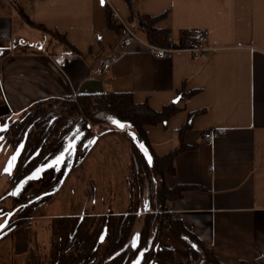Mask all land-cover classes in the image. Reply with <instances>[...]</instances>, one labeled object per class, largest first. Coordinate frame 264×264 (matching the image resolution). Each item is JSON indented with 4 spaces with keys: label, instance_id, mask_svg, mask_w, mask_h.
Returning a JSON list of instances; mask_svg holds the SVG:
<instances>
[{
    "label": "crops",
    "instance_id": "obj_1",
    "mask_svg": "<svg viewBox=\"0 0 264 264\" xmlns=\"http://www.w3.org/2000/svg\"><path fill=\"white\" fill-rule=\"evenodd\" d=\"M102 1L19 0L17 5L8 1L7 11L0 12L4 100L0 116L19 113L38 99L104 91L130 92L135 102H146L157 111L175 104L177 110L165 123L144 126L156 155L167 154L181 143L189 146L174 156V171L164 175V182L168 187H196L170 200L168 215L211 248L221 264H264V0L134 3L137 11L151 16L165 12L157 27L167 29L176 39L183 31L204 33L211 50L202 59H193L185 51L155 57L127 22L124 0ZM106 5L120 28L106 25ZM16 6L47 31L22 22L21 31L27 25L39 35L26 41L27 32L16 34L15 18L20 17ZM48 30L64 34L76 53L56 46L49 54ZM35 39L40 43L35 45ZM190 114V126L179 136L177 131ZM217 127L225 132L212 143L204 142V133ZM125 129L130 138L121 131L97 130L89 153L75 167L83 168L94 187L91 209L82 214L126 211L128 189L113 198L116 209L111 208L110 184L119 164L107 151L120 138L128 141L127 150H131L129 133L135 131ZM156 241L173 251V264H188V244L166 224Z\"/></svg>",
    "mask_w": 264,
    "mask_h": 264
},
{
    "label": "trees",
    "instance_id": "obj_2",
    "mask_svg": "<svg viewBox=\"0 0 264 264\" xmlns=\"http://www.w3.org/2000/svg\"><path fill=\"white\" fill-rule=\"evenodd\" d=\"M136 1L124 0L128 8L127 22L131 28L140 32L147 43L169 46V31L157 27V22L165 16V12L156 16L141 13L135 8ZM16 9L24 23L47 31L44 26L33 22L20 6H16ZM105 13L108 27H121L112 19L107 5ZM48 31L49 54L54 53L56 46H63L69 52L76 53L64 34ZM186 33H180L175 45L184 46ZM2 104L4 100L0 89V105ZM176 110L173 103L157 111L146 102H135L130 92L104 91L79 93L73 97L38 99L19 111L16 119H11L9 114L0 116V124L5 125L0 131L2 143L13 151L20 148L13 171L8 175L10 185L13 188L19 186L17 192L10 195V204L15 210L14 218L25 219L31 216L51 199L64 175L71 173L87 156L94 144L92 141L97 130L121 131L129 137L125 128H131L145 143L152 157L150 164L133 143L126 211L121 214H82L51 218L47 225L50 231L48 259L34 264H123L127 260V245L138 219H141V225L135 250L144 249L138 264H173V251L156 241L164 224L172 234L188 244V264H221L211 248L191 235L178 221L171 219L166 210L170 200L177 199L187 189L196 187H168L164 182V175L174 171V156L189 146L181 143L167 154L156 155L145 137L144 126L165 123ZM191 116L193 114L177 131L179 136L190 126ZM113 121H119V124ZM147 192L149 209L146 213H141V204ZM20 224L17 221L13 231Z\"/></svg>",
    "mask_w": 264,
    "mask_h": 264
},
{
    "label": "rangeland",
    "instance_id": "obj_3",
    "mask_svg": "<svg viewBox=\"0 0 264 264\" xmlns=\"http://www.w3.org/2000/svg\"><path fill=\"white\" fill-rule=\"evenodd\" d=\"M8 1L11 4H16V1L19 2V0H5L4 4H1L0 0V5H2L0 7V12L7 11ZM22 22L23 20L20 17L17 19L15 18L14 31L16 34L20 31V33L24 35L25 32H27L28 38H24L26 41H31L33 37L39 35L38 31L31 29L27 25H24L23 28L25 29L21 31L19 25L22 24ZM138 36L140 38L143 37L140 32H138ZM34 41L35 45L40 43L38 39ZM25 46H27V44H25ZM17 117L18 113H10L11 119H16ZM3 126L5 125L0 126V129H3ZM118 142L116 144L113 143L110 149L107 147V151H109L111 155L110 158H112L114 163L119 164L110 184L112 210L116 209L113 198L123 196V192H126L128 189L125 179L129 177V175H127L129 169L127 161L129 157L130 163L131 150H127L129 146H127L128 141L125 139L120 138ZM126 151H128L129 156L125 153ZM13 154L14 151L10 147H6L0 139V231L2 227L7 224V219L11 214L10 195L13 187L8 181L9 176L5 173V168L8 160ZM107 163L109 164L108 160ZM80 171H82V175ZM88 181L83 168L74 169L71 173H66L51 199L38 210L34 211L31 216L25 218L23 223L17 226L19 228L14 231L12 230L11 234L6 235L0 240V264H34V262H46L48 259L50 242V231L47 228L48 223L53 217L71 216L74 215V213L82 215V213L91 209L94 187L92 183ZM7 190L8 192H6ZM125 199H128V196H125ZM140 225L141 219H138L133 231H137ZM0 236H2V233H0ZM19 250L23 251L20 252ZM143 250L144 249L135 250L129 243L127 245V260L123 264H138L143 256ZM200 262H202V259Z\"/></svg>",
    "mask_w": 264,
    "mask_h": 264
},
{
    "label": "built area",
    "instance_id": "obj_4",
    "mask_svg": "<svg viewBox=\"0 0 264 264\" xmlns=\"http://www.w3.org/2000/svg\"><path fill=\"white\" fill-rule=\"evenodd\" d=\"M111 16L114 19L116 15L112 13ZM127 31L131 36L137 38L132 31H130L129 29H127ZM178 40L179 38L176 39L171 32H168L167 42L169 46H159L150 43H147V46L157 58H165L171 56L175 52L185 51L190 53L193 59H202L205 58L211 50V48L207 45V37L202 32L193 34L186 33L184 36V46L175 45L178 43ZM103 67L107 68L108 64H104ZM224 132L225 128H211L204 133L203 141L207 143H212L215 138H217ZM209 170H212V165L210 166Z\"/></svg>",
    "mask_w": 264,
    "mask_h": 264
},
{
    "label": "water",
    "instance_id": "obj_5",
    "mask_svg": "<svg viewBox=\"0 0 264 264\" xmlns=\"http://www.w3.org/2000/svg\"><path fill=\"white\" fill-rule=\"evenodd\" d=\"M101 2H103L101 0ZM178 100V97L174 100V102H176ZM1 126V125H0ZM5 128V126H3V129ZM3 129H0L3 130ZM131 138H132V141L133 143L139 148V150L143 153L144 157L146 158V160L148 162H150V164L152 163V157L151 155L149 154V150L147 149V146L145 145V143L138 137V135L136 133H132L130 132L129 133ZM1 139V138H0ZM95 142V138L93 139L92 143ZM19 151H20V148L16 149L14 151V154L10 157V159L8 160L7 164H6V168H9L10 167V170L9 171H5L6 174L10 175L12 173V165L13 163L16 161L17 157H18V154H19ZM16 157L15 160L13 161L12 158L13 157ZM10 161H11V166H10ZM5 168V169H6ZM149 209V194L148 192L146 193V196H145V199L143 200L142 204H141V213H146V211ZM138 239H139V234L138 232H134V234L132 235L131 237V241L129 242L133 248H136L137 246V243H138ZM194 247H196L195 244H193Z\"/></svg>",
    "mask_w": 264,
    "mask_h": 264
},
{
    "label": "flooded vegetation",
    "instance_id": "obj_6",
    "mask_svg": "<svg viewBox=\"0 0 264 264\" xmlns=\"http://www.w3.org/2000/svg\"><path fill=\"white\" fill-rule=\"evenodd\" d=\"M1 125V124H0ZM2 126V125H1ZM18 149V148H17ZM15 151V150H14ZM16 162V161H15ZM15 162L13 163V165H12V167L14 168V165H15ZM13 168H12V171H13ZM17 188L18 187H16V188H13L12 189V193H16L17 192ZM12 193H11V195H12ZM15 210L12 208V206H11V214H10V216L8 217V221H7V224L4 226V227H2V229H1V231H0V233H2V236H0V240L3 238V237H5L6 235H8V234H11L12 233V230H13V227H14V225L16 224V222L18 221L19 223H23V221H24V219L23 218H14V212ZM49 224V223H48ZM48 228V227H47Z\"/></svg>",
    "mask_w": 264,
    "mask_h": 264
},
{
    "label": "snow or ice",
    "instance_id": "obj_7",
    "mask_svg": "<svg viewBox=\"0 0 264 264\" xmlns=\"http://www.w3.org/2000/svg\"><path fill=\"white\" fill-rule=\"evenodd\" d=\"M113 122L119 124V121H113ZM120 126L123 127L122 124H121ZM15 158H16V157L14 156V157L12 158V160L14 161ZM57 159L59 160V158H57ZM10 166H11V161H10ZM9 170H10V167L5 169V171H9Z\"/></svg>",
    "mask_w": 264,
    "mask_h": 264
}]
</instances>
